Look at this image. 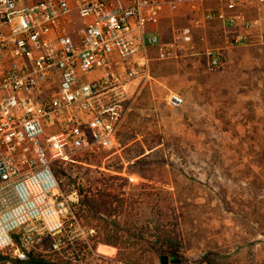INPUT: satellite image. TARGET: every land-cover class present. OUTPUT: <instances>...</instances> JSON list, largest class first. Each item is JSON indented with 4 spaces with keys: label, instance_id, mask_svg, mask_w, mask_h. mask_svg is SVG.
Instances as JSON below:
<instances>
[{
    "label": "rangeland",
    "instance_id": "1",
    "mask_svg": "<svg viewBox=\"0 0 264 264\" xmlns=\"http://www.w3.org/2000/svg\"><path fill=\"white\" fill-rule=\"evenodd\" d=\"M258 59L245 71L231 66V75L222 63L199 77L201 86L185 81L196 76L187 62L163 64L164 74L182 72L172 81L185 90L179 108L158 101L168 91L155 85L128 89L134 102L121 146L54 164L65 170L58 192L73 213L61 232L42 236L36 254L70 264H161L152 246L171 237L181 264H264V54ZM86 197L111 214L96 216ZM109 237L132 258L118 262V247L99 242Z\"/></svg>",
    "mask_w": 264,
    "mask_h": 264
},
{
    "label": "built area",
    "instance_id": "2",
    "mask_svg": "<svg viewBox=\"0 0 264 264\" xmlns=\"http://www.w3.org/2000/svg\"><path fill=\"white\" fill-rule=\"evenodd\" d=\"M221 1L233 12L205 9L201 0H0V250L25 261L42 251L44 234L64 229L73 211L54 164L120 147L134 102L128 85L137 80L141 90L155 62L185 57L194 28L228 21L240 44L264 32V19L238 12L264 11V0ZM181 2L196 12L190 25L165 41L148 32ZM207 55L215 71L220 54ZM166 100L184 103L175 92Z\"/></svg>",
    "mask_w": 264,
    "mask_h": 264
},
{
    "label": "crops",
    "instance_id": "3",
    "mask_svg": "<svg viewBox=\"0 0 264 264\" xmlns=\"http://www.w3.org/2000/svg\"><path fill=\"white\" fill-rule=\"evenodd\" d=\"M201 4L205 9L225 10L227 13L233 12L227 8L221 0H201ZM238 12L247 17H261L264 19V11H260L255 7L245 8L240 11L238 10ZM195 17H197L196 12L193 11L190 4L187 2H181L177 10L167 9L157 21L148 24V32L150 34L159 35L164 41L170 40L172 39L174 30L176 28L190 25ZM76 18L77 17H75L74 22L75 25L78 26V18ZM73 28H75L74 25ZM240 32V29L231 26L228 21L218 18L211 20L205 27L194 28V39L191 51L185 57L180 59L155 62L152 69L153 79L143 88L147 90L148 88H152L155 85L159 91L164 92V95L168 91L167 95L164 97H159L158 101L166 99L170 92H175L177 94H180L181 92L185 95V90L179 89V87L174 84L176 79L178 80L183 78L181 70L173 72V74H164L162 73L161 68L164 67L163 64L165 63L173 64L174 66H177L178 69L179 67L183 69L182 66L187 62V64H189V69L193 72L195 71L196 76L192 79L189 77V75H186V80H184L186 82H190L191 84L200 86L203 85V82L198 80L199 77L204 74L209 75L213 72L209 71L208 68L210 59L207 55V52L210 49H213L220 54L221 64L223 63V71L221 72L224 74H230V68L232 69L231 66H238L239 68H237V70L239 71H245L249 68V66H258L259 62L261 61L258 58L264 54L263 30L253 31L249 37V42L246 44H240L237 42ZM236 50H239L238 53L240 56L238 58H235L234 55ZM154 69H157L158 71V73L155 72L156 75L153 74ZM138 86L139 82L136 80L131 82L127 89L133 93L134 89H136ZM206 86H208V84Z\"/></svg>",
    "mask_w": 264,
    "mask_h": 264
},
{
    "label": "trees",
    "instance_id": "4",
    "mask_svg": "<svg viewBox=\"0 0 264 264\" xmlns=\"http://www.w3.org/2000/svg\"><path fill=\"white\" fill-rule=\"evenodd\" d=\"M54 170H55V173L59 176L62 175L65 171L63 168H57V167H54ZM81 202H82V204H84V206L86 208H88L90 211H93L96 216H98V214H102L103 218H105V216H108L107 214H109V215L111 214L108 212L107 204L104 201L99 202L98 200L94 199L93 197H86L83 200H81ZM99 242L114 245V246L118 247V253L116 256V260L118 262L121 261V262L125 263L124 260H129L130 258H132L131 257L132 253H130L126 250H123V247L118 246V242L115 240H112L110 237L103 239V240H100ZM165 242H166V246H157V245L154 247L152 246V248L158 252V254L160 255V258L162 256L166 255V256H169V258L181 259L180 254L178 253V251L176 249V243L173 241V239L171 237H169V239H165ZM31 258L54 261V262L61 263V264H70V263L65 262V261L48 259V258H46L40 254H32ZM181 263H182V259H181ZM0 264H28V263H26V261H23V260L11 258L10 256L6 255L5 251L0 250Z\"/></svg>",
    "mask_w": 264,
    "mask_h": 264
},
{
    "label": "water",
    "instance_id": "5",
    "mask_svg": "<svg viewBox=\"0 0 264 264\" xmlns=\"http://www.w3.org/2000/svg\"><path fill=\"white\" fill-rule=\"evenodd\" d=\"M161 264H180L181 259L179 258H169V256H162L161 258ZM28 264H61L54 261H48V260H42L37 258H29L25 260Z\"/></svg>",
    "mask_w": 264,
    "mask_h": 264
},
{
    "label": "bare ground",
    "instance_id": "6",
    "mask_svg": "<svg viewBox=\"0 0 264 264\" xmlns=\"http://www.w3.org/2000/svg\"><path fill=\"white\" fill-rule=\"evenodd\" d=\"M100 251L104 252V253H113V252H115V248H112V247L107 246V245H102L100 247Z\"/></svg>",
    "mask_w": 264,
    "mask_h": 264
}]
</instances>
